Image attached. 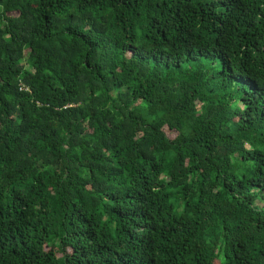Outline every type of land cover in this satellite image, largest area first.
<instances>
[{"label": "trees", "instance_id": "1", "mask_svg": "<svg viewBox=\"0 0 264 264\" xmlns=\"http://www.w3.org/2000/svg\"><path fill=\"white\" fill-rule=\"evenodd\" d=\"M0 264H264V0H0Z\"/></svg>", "mask_w": 264, "mask_h": 264}]
</instances>
